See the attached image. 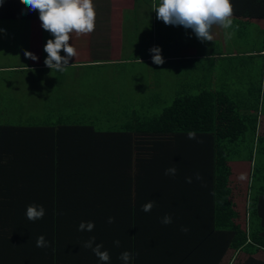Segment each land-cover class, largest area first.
Returning a JSON list of instances; mask_svg holds the SVG:
<instances>
[{"label":"trees","instance_id":"trees-1","mask_svg":"<svg viewBox=\"0 0 264 264\" xmlns=\"http://www.w3.org/2000/svg\"><path fill=\"white\" fill-rule=\"evenodd\" d=\"M230 3L235 17L264 18L245 14L264 10V0ZM7 7L25 5L3 0ZM13 13H2L1 21L24 17ZM239 106L220 95L179 97L164 112V124L137 121L121 134L127 139L118 152L108 144L117 132L94 126L0 124V264H105L84 247L90 237L93 247L101 244L109 253L107 264H124V251L132 254L130 264H264L263 161L255 165V174H263L255 179V194L262 196L257 206L252 198L250 230L237 223L232 200L230 162L251 163L258 143L264 160L257 121L249 126ZM261 110L255 116L264 114V104ZM170 167L174 176L165 175ZM149 200L154 206L143 212ZM32 203L43 206L42 219H27ZM165 215L172 223H161ZM82 221L93 222V230H78ZM40 235L47 247L36 246Z\"/></svg>","mask_w":264,"mask_h":264},{"label":"crops","instance_id":"crops-1","mask_svg":"<svg viewBox=\"0 0 264 264\" xmlns=\"http://www.w3.org/2000/svg\"><path fill=\"white\" fill-rule=\"evenodd\" d=\"M149 7L158 4L159 0H145ZM135 0H93L95 6V30L87 35L77 36L74 32L70 36V44L76 50V56L69 59V65L66 71L58 72L51 70L44 64L47 53L44 52V44L48 39L38 36V30H44L41 27L38 11H28L26 7L2 8L0 4V22H2V13L24 15L19 20H35L39 22L30 23L29 33H25V39L22 41H10L11 48L22 49L17 55L25 58L24 51L33 53L38 59L33 61L26 58L24 64L11 66L0 61V77L3 75L11 76L8 79L17 77L14 80L24 76H36V73L49 74L52 79L46 83L48 87L47 99L58 106V122H51L50 116L42 114L36 115L34 109H46L40 98L38 78L33 83H26L20 92L13 83L4 84L3 79L0 83V102H2V126H35L44 127L56 125H74V126H94L96 122L92 120L90 112L74 111H95V110H115L125 109L134 110L136 104H143V109L147 110V116H144L143 122L148 125L164 124V112L172 108L176 99L179 97H197L202 95L227 97L240 104L242 117L247 118L249 126L253 125L256 119V133L259 137L262 125H264V114L255 116L254 110H261L264 104V18L235 17L233 15V26L227 31L233 32L232 38L226 40L225 30L214 25L211 34L214 39L211 42H201L195 36L191 29H185L183 26L165 25L162 20L163 32L158 39H150L145 46L139 45V31L134 35L130 14L138 11ZM23 10V12H22ZM264 14L263 9L247 10L245 14ZM28 17H27V15ZM35 15L34 17H32ZM5 21V22H9ZM2 46L7 40H2ZM53 37L50 35L49 39ZM43 44V45H41ZM39 47H43L40 49ZM153 47L161 49V55L164 63L156 65L152 62V53L149 51ZM141 49V52L136 50ZM11 49L10 53H13ZM2 52V51H1ZM133 55H126L127 53ZM60 55H65L63 51ZM141 61H139V60ZM1 60V59H0ZM98 68L101 75L97 72L93 79H85V82H92L80 86L78 82L80 76H83L82 70L93 71ZM148 70V77L143 81V88L146 92L142 93V100L134 99L131 95L134 90V70ZM151 73V74H149ZM7 82V81H5ZM95 86V87H94ZM9 87V89H8ZM94 87V88H93ZM130 87H133L129 89ZM7 92H2V90ZM93 88V89H92ZM72 89H77L71 93ZM98 91L96 92V90ZM112 89V91H111ZM81 92L79 93V91ZM114 92V94H113ZM33 96L34 99H23L19 102L17 99L10 100V104L5 103V97ZM177 95V96H174ZM258 100L254 98L257 97ZM38 96V98H37ZM168 104L162 112L158 109L161 104ZM42 104L43 106H40ZM120 104V105H119ZM156 109H158V112ZM17 110L14 117H10L6 111ZM65 111L64 113H61ZM262 111V110H261ZM44 115V116H43ZM123 120L124 129L120 132L115 129L104 130L111 133L109 146H112L118 152L116 146L127 137L125 132L131 131V123L136 124L141 121L132 117ZM20 117V122H18ZM128 116V115H127ZM17 118V119H16ZM139 122L138 124H143ZM3 130V129H2ZM104 151V149H102ZM259 196L256 194V206ZM234 201V199L232 198ZM235 202V201H234ZM238 203H235L237 210ZM243 256L245 254L242 253ZM263 258V255L260 259Z\"/></svg>","mask_w":264,"mask_h":264},{"label":"clouds","instance_id":"clouds-1","mask_svg":"<svg viewBox=\"0 0 264 264\" xmlns=\"http://www.w3.org/2000/svg\"><path fill=\"white\" fill-rule=\"evenodd\" d=\"M3 0H0V4ZM28 11H38L41 27L49 32L52 39H48L44 45V52L47 56L44 60L45 66L51 70L64 72L69 65V59L76 56V50L70 44V36L74 32L77 36L87 35L95 30V6L93 0H21ZM153 11L156 18L162 20L165 25L183 26L185 29H191L196 38L201 42H211L214 37L211 34L212 27L218 25L225 30V38L229 40L234 35L233 32L227 31L233 26L234 9L230 0H159L158 4L153 5ZM23 12V10H22ZM3 29H0L2 32ZM63 51L65 55H60ZM152 53V62L156 65L164 63L159 47H153L149 50ZM25 58L36 61L38 58L29 51H24ZM139 60V59H138ZM140 61V60H139ZM141 62V61H140ZM189 139H196V132L189 131L187 133ZM199 142V141H198ZM176 174V168L170 167L165 170V175ZM196 179H201L196 174ZM240 179H244L243 176ZM187 183L192 182L191 177L186 178ZM154 206V201L149 200L143 204L141 210L150 212ZM26 217L29 221L42 219L45 210L42 205L35 203L26 206ZM109 223L113 222V218L109 217ZM162 224L172 223V217L165 215L161 219ZM93 222H81L78 225L80 231H92ZM182 231H187L183 228ZM95 237H90L84 243L85 248H91L93 253L100 261L107 262L110 259L107 250H101V244H93ZM119 246V241H114ZM37 247H47L48 242L43 235L36 239ZM120 260L124 264H130L132 254L128 251L121 253Z\"/></svg>","mask_w":264,"mask_h":264},{"label":"rangeland","instance_id":"rangeland-1","mask_svg":"<svg viewBox=\"0 0 264 264\" xmlns=\"http://www.w3.org/2000/svg\"><path fill=\"white\" fill-rule=\"evenodd\" d=\"M136 3L138 4L137 9L138 11L133 12L130 14V21L128 23H126L127 25L132 24V28L134 29L133 32H130V35H134L136 31H139V45L145 46L146 42H148L151 38L152 39H158L161 35V33L163 32L162 29V25H161V21L158 20L156 18V13L155 11H153V6L149 7L148 3H146L145 0H135ZM26 22H30V23H34V22H39V21H35V20H25V21H9V22H0V29H3L2 32H0V35L2 34V40H7V42L2 46V44L0 43V61H3L5 64H11V66H18V64H24L26 62V58L22 59L21 55H17V53H19V51H22V49H16V48H11L10 45V41H22L21 39H25V33H29L30 31L28 30V28H30V23L28 25V23ZM38 36L39 38H45V39H49L50 37V33L45 31V30H38ZM43 45V44H41ZM45 45V44H44ZM40 49H43V47H39ZM11 49H14L12 51H14L13 53H10ZM2 51V52H1ZM138 52H141V49L136 50ZM127 56L129 55H133V53L129 52L126 54ZM97 72V75H101V72H99L98 68L94 69L92 72L89 71L88 69H83L82 70V74L83 76H80L78 82L80 83V86H85L91 82H85V79H93V76L95 75V73ZM148 70H142V69H137L134 70L133 74H134V90H132L131 93H133L131 96L134 99L137 100H142L143 96L141 95L142 93L146 92V90H144L143 88V81L145 78L148 77L147 74ZM18 74L20 75H3L2 77H0V83H2V79L4 80L3 83L4 84H9V83H13L15 87H17L19 89L20 92H24L22 91V87L26 84V83H33V80L35 78H38L39 80V84L41 85L39 87V93H40V98L42 99V101H37L36 103H44L43 105L46 106V109H34L37 111H34L36 113V115L40 114V116L42 114H45L46 116L49 115L50 116V120L51 122H58L59 119V112H58V106H55V104L51 101L47 102L48 96H47V92H48V87H50V82H49V86L47 87L46 83L48 81H50L52 79V77L49 74H46L45 72L43 73H36V76H24L23 78H20L18 80H14L17 77H13L11 80H9L8 78L11 76H21L22 74L18 72ZM151 74V73H149ZM7 81V82H5ZM46 82V83H45ZM95 87V86H94ZM93 87V88H94ZM92 88V89H93ZM133 87H130L129 89H131ZM4 91L2 90V92H7L5 91V88H3ZM9 89V87H8ZM77 89H72L71 93L76 92ZM98 91V89L96 90V92ZM112 91V89H111ZM81 92V90L79 91V93ZM114 94V92H113ZM82 95V92L81 94ZM177 96V95H174ZM38 98V96H37ZM13 99H17L19 102H21L23 99H30L31 101L34 99L33 96H25L24 94H18L17 96H7L5 97V103L8 105L10 104V100L13 101ZM171 102V101H170ZM170 102L168 101L167 104H161L160 107L158 109H161L160 112L163 111V109L170 104ZM42 104H40V106H43ZM120 105V104H119ZM158 109H156L158 111ZM0 110H2V102H0ZM145 109H143V104H136V109L134 110H125V109H115V110H95V111H74V112H90V116H92V120H94L96 123V128L99 130H109V129H115L117 131H122L124 129V124H123V120L125 119L126 121L128 120V117L134 113L135 115H133L132 117H135L136 119L139 118H143L144 116H147L148 113L146 114ZM65 111L61 112L64 113ZM159 112V111H158ZM159 112V113H160ZM6 113L10 116V117H14L17 113V110H8L6 111ZM128 115V116H127ZM3 113L2 116H0V124H2V117H3ZM44 116V115H43ZM17 118H19L18 122H20V117L18 116ZM16 118V119H17ZM139 122H143V120L139 121ZM133 128L137 126V124L131 123L130 124ZM141 125V124H138ZM264 125H262L261 127H263ZM260 134L264 135V127L261 128L260 130ZM259 136V135H258ZM260 144H257V148L256 151H254V158L252 160L251 163H248L247 161L245 162H240L241 160H237L235 159V161H231L229 166L232 169V175L230 178V185H231V189L233 192V199H234V203H238V208L237 210L240 212V218L238 219L237 223H239L240 225H242L245 230H247V228L254 226L253 225V221H252V207H251V201L252 198L256 197L255 194V189H254V182L256 177L257 178H262V175H256L255 174V165L259 162L261 163L262 161L264 162V160H262L263 158L260 159ZM264 145V143L262 144V146ZM262 152V151H261ZM256 153V154H255ZM243 176L244 179H240V177ZM254 221H255V226H257V231H258V221H257V217H254ZM251 251V249H250ZM228 258H230V256H228ZM244 261H242L243 263ZM237 264H241V262H237Z\"/></svg>","mask_w":264,"mask_h":264}]
</instances>
